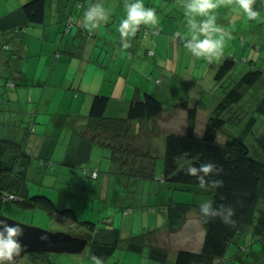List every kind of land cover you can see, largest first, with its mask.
Here are the masks:
<instances>
[{"label":"rangeland","instance_id":"obj_1","mask_svg":"<svg viewBox=\"0 0 264 264\" xmlns=\"http://www.w3.org/2000/svg\"><path fill=\"white\" fill-rule=\"evenodd\" d=\"M27 1L0 0V16L20 7ZM130 2L132 0H127L125 4ZM143 2L146 7H149L150 3L159 7L160 12L157 10L156 13H160L161 15L159 14V16L165 18L164 22L169 23L173 27V30H170L173 31L170 37L162 36V48L156 47L154 39L161 36L163 32L160 35L155 33L151 36L145 35V38H149L148 40L151 41V45H146V39L143 48L154 51L150 55L147 53L145 62H135L133 50H126L124 52V49L120 47L116 53L114 48H109V46L103 47L108 42V39L112 38L111 34L114 33L113 31L110 32L111 34L108 33L107 23L112 22L110 18L107 21H102L104 28L102 32L95 29V35L87 39L86 37L77 39L65 37V42L61 48L60 44L64 35L70 36V33L63 32L62 30L59 33L58 39H54L53 35L51 38L45 35L41 39L38 38L37 32L40 31L42 24L30 23L26 26V31H22L19 35H10L11 39L9 41L15 48L14 50H16L14 52H18L21 55L18 57L19 59L16 58L15 64H27L30 70L28 76L31 77V81L35 82L33 87L34 92H38L39 94L38 97L35 95L36 98L32 99L34 102L33 115L23 117L17 125L23 128L24 133L27 132V128L31 123L33 125L30 129H34L35 125L38 127V130L52 127V131L56 129L58 132L56 135L55 153L49 165L44 166L40 164V155L36 154V156H33L34 162L32 166L38 168V172L46 176L48 184H45V187H43L38 179L27 181L30 191L29 195L40 194L49 196L54 199L56 209H54L53 213H50L48 209L41 206L28 208L16 201L2 199L0 195V213L2 215L28 226H35L50 231L63 230L77 235H85L89 232V227L85 225V221H87L99 228H120L123 233V239H126L129 236L148 232L156 227L155 225L157 224H164L168 216L166 211L163 212V208H161L164 202L167 204L171 201L199 204L203 200L212 201V194L209 188L186 189L182 188L179 184L176 186V183L161 182L157 179L163 172L166 135L174 132L187 133V126L184 123L183 116L185 111L181 109H174L171 112L172 118H159L158 122L151 121L147 123L146 128L144 127L139 134L135 135V137L133 136L136 144L143 145L147 150L151 149L152 154L155 156L154 159L148 158L146 161V165L152 168L154 176L131 178V182H127V184L115 179L111 181L105 180L101 184L100 189L96 185L99 179H94L90 175L94 171L92 169L97 168L100 177L110 173L114 177V173L110 172L108 167L112 151L108 147H104V145L94 143L90 145H94V149H89L90 156H87L84 161L72 165H67L62 161V157H64L68 149L71 150V146L73 145L71 144L72 139L74 136H78L80 128L72 127L73 125H70L68 122L65 124L60 122L57 125L56 120H60L58 116L47 111L54 112L56 108H61V112L66 109L69 111V107L74 108L78 105V102H71L68 96L65 97L63 104H60L61 97L57 89L61 83H67L65 86L69 87V90H76L82 96H91L93 94L94 98V95L103 94V92L100 93L101 90L107 93L108 88L113 89L116 86L114 85L116 83L115 80L118 78L121 80L122 75L123 80L129 77L128 88H132L135 84L140 83L143 95L145 90H156L165 106H168L169 103L175 106L171 100L177 101L189 97L191 102H187V108L194 107L196 103L198 107V120L195 130L198 136H202L204 133L205 123L211 113L208 108L223 97L224 89H227L229 79L235 80L241 73L250 68L261 69L263 75L258 81V85L247 89L248 92L241 101L242 107L246 109L240 107L241 111L247 113L254 112L257 104L263 98L264 19L261 18H264V2L262 0H256L254 5V7L259 9L261 17L256 20L247 19L236 5V0H217L218 7L215 9L216 23L225 32H230L231 38L225 40L222 54L218 58L214 57L209 61L206 58L197 57L198 61L196 63H190L193 60L192 55L184 46V41L188 37V17L183 7L185 0H163L162 3L159 1L158 4L155 3V0H143ZM96 4L99 5V3ZM111 5H114V3L112 2ZM126 15V10L119 12L121 20ZM176 31L179 33L178 35ZM109 40L112 42V39ZM27 42L30 48L26 52ZM21 43L24 44L23 47ZM68 43L72 44L73 52L78 53V56L73 60L71 65H62V61L68 56L64 52ZM73 44L76 46H73ZM2 45L0 43V47ZM230 54H234L237 59L249 58L252 64L238 62L234 70L236 73L234 77L228 76L229 79L225 78L227 79L226 81L222 83L218 82L215 76L220 60ZM124 57L125 60L123 59ZM90 58L92 60L88 70L83 71L82 69H85L86 62ZM166 58L170 59V63L166 62ZM155 62L157 65H155ZM55 63H59V66L57 67L58 64L55 65ZM54 65L57 69L52 73ZM93 65L96 67H92ZM156 70H162L165 75L168 73L174 74L175 80L169 86V89L166 90L167 84L165 80L157 85L161 82V75L156 76L154 74ZM26 71L23 69L24 73ZM83 76L85 79L82 82L80 78ZM184 78L188 82H191L192 85H196L197 88L194 89L192 86L187 87ZM110 80H112L113 85H109ZM74 81L75 83L72 85ZM18 82L20 81L18 80ZM62 86L64 88V84ZM130 92H132L131 89ZM57 96H59L58 102L56 100ZM111 97L114 96L111 95ZM53 107L55 108L54 110ZM82 113L85 114L87 112ZM110 113L111 110L108 111V114ZM80 118L79 122L85 120L83 117ZM256 123L258 125L257 130H260L259 134L262 135L257 139H255V136L259 134L251 135L249 140L247 139V142L254 145L256 149H261L264 143H259L258 141L264 142V114L258 116ZM237 130L231 128L229 133L236 132ZM150 132L153 133L151 134ZM96 133L102 137L100 132ZM131 138L126 139V142L131 141ZM115 142L120 143L121 141L115 139ZM107 149H109V156H104L103 153ZM145 149L142 148L143 151ZM62 165H66V170H63L62 174L57 176V172H59ZM146 165L144 164V166ZM48 185L49 187H46ZM60 189H64L67 192L62 202L56 200L59 195L57 191ZM66 209H72L76 217L73 218L68 215L65 212ZM127 209L133 210L132 214L131 212L130 214L123 212V210ZM193 209L195 210L196 208ZM192 221L189 220V223ZM167 234L169 235V233ZM162 235L158 244L168 248L170 259L167 263L152 259L148 254V245L142 251H131L126 246V240H123L112 254L104 257L102 264H175L176 251L178 249L195 251H199L200 249L197 248L196 239L197 235H201V231L196 224L187 225L184 230L174 232V234L169 236L165 235L163 237ZM193 235H196L195 238H192ZM244 244L249 245L241 253L240 246ZM44 253L46 255L41 257L42 259L38 261V264H95L92 256L88 253V246L82 252ZM21 257L23 256H20L14 262H9V264H32L27 259L19 261ZM25 258H28V256ZM216 264H264V230L258 229L257 232L253 230L248 238H236L230 244L225 257L220 259Z\"/></svg>","mask_w":264,"mask_h":264},{"label":"trees","instance_id":"obj_2","mask_svg":"<svg viewBox=\"0 0 264 264\" xmlns=\"http://www.w3.org/2000/svg\"><path fill=\"white\" fill-rule=\"evenodd\" d=\"M75 6L78 9L85 7L84 0H78ZM46 7L47 0H28L20 7L0 16V43L3 44L0 47V62L10 58L16 65V58L19 59L18 57L21 55L14 52L16 50L9 41L12 34L15 36L26 31V26L30 23L44 24ZM73 13L70 14L72 19L67 18L63 32L70 33L75 26L86 30L85 25L81 26L77 23ZM71 22L72 24L69 25ZM162 32L163 29L157 26L146 29L145 34L149 36ZM192 58L195 60L193 56ZM196 60L198 61L197 58ZM238 62L252 64L249 58L237 59L234 54L224 57L220 60L215 76L218 82L226 81L229 79L228 76L234 77L236 74L234 70ZM16 67L18 69L20 64H17ZM262 75L261 69L250 68L235 80H228V87L224 89L223 97L215 104L207 118L202 136L195 133L198 120L197 106L188 108L187 133L174 132L166 135L163 172L157 179L161 182L176 183V186L179 184L182 188L196 190L200 188L199 181L196 176L188 174L186 170L188 165L199 167L202 163H213L217 169L221 170H214L206 178L212 194V201L217 207L226 205L234 209L232 217L234 223L225 224L219 216L205 219L200 213L199 204L175 201L168 203L167 228L169 232L174 233L182 229L189 212L194 207L199 213L205 230L204 241L199 251L179 249L175 264H216L225 257L230 244L236 238H248L251 231L264 230V144L261 149H256L254 145L247 142L251 135L260 133V130L258 131L254 126L258 116L264 114V96L257 104L255 111L249 112V114L241 111L246 109L242 107L243 104L238 106L248 92L247 89L258 85ZM13 83L15 84V82ZM18 83L20 84V82ZM110 99L107 95L94 96L85 127H82L83 131L81 127L79 129L83 141L86 146L94 143L108 147L112 151L109 161L119 169H115L119 173L128 172L131 178L154 176L152 168L148 165L144 166L142 163L139 164L138 159L143 161L147 157L154 159L155 156L150 151L144 153L136 145L134 137L131 138L130 135L135 131L133 130L134 122H139L140 126H143L144 123L147 124L163 114L165 106L161 96L156 90L147 91L143 98L133 99L128 105L126 114L120 116L106 115ZM185 105H187V101L177 102L175 107ZM229 128L238 130L229 133ZM96 132H100L103 139L98 138L100 135ZM261 135L255 136V139L260 138ZM129 138L131 141L126 142V139ZM115 139H119L121 142L117 143ZM259 143L264 142L259 141ZM0 150L9 156L8 160L0 162V195L2 199H6L5 195L14 194L18 198L11 200L25 207L41 206L53 213L56 205L49 196L40 194L30 196L25 193L28 186L23 168L25 164H19L18 161L24 156L22 155L23 142L8 138L1 139ZM93 170H97V168H93ZM216 180H220L222 183L215 185L213 181ZM65 212L73 218L76 217L72 209H66ZM123 212L127 214L131 211L126 213V210H123ZM85 225L89 227V232L78 236L88 239V253L92 257H99L101 261L107 255L112 254L123 240H126V246L131 251H142L148 245V254L152 259L162 263H167L170 259L168 248L156 243V230L123 239L120 228H99L87 221H85ZM248 245H241L240 252H244Z\"/></svg>","mask_w":264,"mask_h":264},{"label":"crops","instance_id":"obj_3","mask_svg":"<svg viewBox=\"0 0 264 264\" xmlns=\"http://www.w3.org/2000/svg\"><path fill=\"white\" fill-rule=\"evenodd\" d=\"M126 1L127 0H84L85 7L78 9V8H76L77 6H75L76 3L78 2V0H47L46 19H45V23L41 25L40 31L37 32L38 38H41L42 36H45V35L48 38H51V36L53 35L54 39H58L59 33L62 32V30L64 29V27L67 23L66 22L67 18H71L70 14L72 12H74L73 15L76 17L77 23H79L81 26L85 25L84 12L91 5L99 3V5H102L104 7V9L109 13V18L112 21L111 23L110 22L107 23L108 33L112 32V31L114 32L113 34L110 33L112 35V38H109V39H112V42L108 39V42H106V44H104L103 47L109 46V48H114L116 53L120 47H122L124 49V52H126V50H128V51L133 50V54H135V62H145L146 58H147V53L149 54V51H147L148 49L143 48L145 40L147 39L146 45H148V46L151 45V41L148 40L149 38H145L147 36L145 34L146 29L156 28L157 26H161V28L163 29V34H161V36L156 37L154 40L156 43V47L162 48V46H161V43L163 41L162 36L170 37V34L173 32L170 30L173 27H172V25H169V23L164 22L165 21L164 17L159 16V14H160L159 13L160 10L158 9L159 7H157L156 5H151V3H150L149 7H152L156 11L157 10L159 11L158 12L159 14H157L158 19H159L158 24L155 26L145 25V24H141V25L137 26V30H136L135 35H130L129 37H127V39L130 41V46L127 48H124L122 46V43H121V34L119 32V24L121 22L119 12L120 11L124 12L126 10V7H125ZM159 1L162 3L163 0H155V3L158 4ZM112 2L114 3V5H111ZM95 29L100 31V32H102L104 30L102 21H100V23L98 24V26ZM95 29H93V30L86 29L87 30L86 31L82 27H79V26L73 27L71 32H70V36H66L67 34L64 35V37L61 41V44H60V48L63 47V44L65 42L64 41L65 37H68L70 39H74V38L77 39L80 37H82V38L86 37V39H87V38H90V37L95 35V32H94ZM142 31L144 34L142 33ZM157 35H160V34H157ZM149 36H151V35H149ZM72 37H74V38H72ZM71 46H72V44H69V43L66 46V50L64 52H66L68 54V56L62 61V63H61L62 65H67V64L71 65L73 60L78 56V53L73 52V48ZM73 46H76V45L73 44ZM29 48H30V46H29V43L27 42V46L25 48L26 52L29 51ZM121 55H122V53H121ZM191 55L194 58L196 57L193 54H191ZM120 57H122V56H120ZM123 59L125 60V57ZM11 60L12 59H10V58H6V59H4V61L0 62V140L4 139V138H8V139L15 140L17 142H23V154L22 155H24V156L21 157L18 161L20 162L19 164H25L23 166V168L25 169V175H26L27 181L29 182L30 180L38 179L41 182V185L43 187H45V184L46 185L48 184L47 179L45 178L46 176L43 175L42 173H39L38 168H35V166H32V163L34 162L33 156H36V154L40 155V157H39L40 158L39 159L40 164L44 165V166L49 165V162L51 161V158H53L54 153H55V144L57 143L56 135L58 134V132L56 131V129L54 131H52L51 130L52 127H46L42 130H40V129L38 130V127L35 125H34V129H32V128L30 129V127L33 125L32 123L27 128L26 133H24V130L22 127H18L17 124L20 120H22L23 117H29V116L33 115L34 102L32 99L38 97L39 94H38V92H34L33 87L35 85V82L31 81V77L28 76L29 75L28 72H30V70L28 69L27 64H21L20 65L21 69L18 70V69H16L17 65H14ZM91 60H92V58L87 60L85 69H82L83 71L88 70V67L91 64ZM169 60H170L169 58H166V62L170 63ZM193 61L194 60H192L190 63H196L197 62L196 59L194 62ZM55 65H57V67H58L59 63H55ZM55 65L53 67L52 73L57 69V68H55ZM155 65H157L156 62H155ZM92 67H96V66L93 65ZM22 68L27 70V71L24 73ZM120 70H121V68H120ZM154 74L156 76L161 75V77H160L161 82L162 81L164 82V80H165V82L167 84L166 90L169 89V86H171L175 80L174 74L168 73L165 75L162 70L161 71L156 70V71H154ZM80 79L83 82V80L85 78L83 76ZM18 80L20 81V84L18 83ZM184 80L186 82L187 87L192 86L194 89L197 88L196 85H192L191 82H188L186 78H184ZM110 81L111 82L109 83V85H113L112 80H110ZM115 81H116V83H114V85H116V86H114V88L112 87L113 89L108 88L107 93L104 90L100 91V93L103 92V94H101V95H106V94H108L107 96L110 95L109 97L111 99H110L109 105H108L107 110H106V115H109V116L125 115L127 108H128V105L133 99H140V98L144 97L140 83L135 84L134 86H132V88H128L129 77L126 78L125 80H123L122 75H121V80H120V78H118ZM13 82H15V85H12V84H14ZM74 83H75V81L72 83V85H74ZM62 84H64V88H63ZM65 84L67 85V83H61L60 87L57 89L58 90L57 92L59 93V96L61 97L60 104H63L65 97L68 96L69 99L71 100V102L72 101L78 102V105H76L74 108L69 107L68 108L69 111H67V109H66L63 112H61V108H59L60 110L58 108H56V110L54 112H50L49 110H47V111H48V113H54L58 116V118L60 120H56L57 125L60 122L62 124H65L66 122H68L70 125H73L72 127H75V128L81 127V129L83 131L84 128H82V127H85V121L87 120L89 113H90V110H91V105L93 102V94H91V96H88V95L82 96L76 90L75 91L72 89L69 90L70 88L66 87ZM20 86H22V87H20ZM115 88L117 89L116 93H115V91H116ZM130 89L132 92H130ZM72 92H75V93L72 94ZM145 92H147V91L145 90ZM145 92H144V94H145ZM35 95H36V97H35ZM111 95H113L114 97H111ZM59 96H57V98H56L57 102H58ZM129 96L131 99L129 98ZM12 99H15V100H12ZM171 101L174 102V104H176L177 102H184V101H187V102L189 101V103H190L191 99L189 97H187L186 99H183V100L179 99L177 101L176 100H171ZM194 101H195V99H194ZM216 103H217V101L212 106H210L208 108V110L212 111V109L214 108ZM241 103L242 102H240L238 104V106H240ZM51 106H52V104H51ZM194 106H197V103ZM54 109L55 108L53 107V110ZM174 109H181L182 111H185L183 114L184 123H187V114H188L187 105L181 106V107H175L172 105V103H169L168 106H165V110H164L163 114L160 117H158L157 119L153 120V122L154 121L158 122L159 118L160 119H166L167 117L172 118L171 112H173ZM110 110H111V113L108 114V111H110ZM82 112H87V113L84 114ZM37 116H36V118H37ZM80 117L85 118V120L79 122V120H81ZM133 125L135 127L133 129V130H135L134 131L135 133L133 132V134L130 135L131 137L139 134L142 131L141 128L147 127V124H145V123L143 124V126L142 125L140 126L139 122H134ZM254 128L257 129L258 125H255ZM76 131H77V129H76ZM263 132H264V130H263ZM150 133L152 134L153 132H150ZM81 135H80V133H78V136L73 137L72 143H71L73 145L71 146V150L68 149V151L64 154V157H62V161L65 164L72 165V164H76L80 161H84V159L87 156L88 157L90 156L89 149L90 150L94 149V147H95L94 145L93 146H88V145L86 146ZM98 138L103 139V136L102 137L99 136ZM136 145L139 146L141 148V150H142V148H144V149L146 148V147H143V145H138V144H136ZM149 145H147V146L149 147ZM149 151L151 152V149L150 150L145 149L143 152L147 153ZM103 155L109 156L108 149L105 150ZM8 157L9 156L7 154L3 153L0 150V162L8 160ZM148 158H151V157H147L143 161L138 159L139 164L142 163V164L146 165L147 164L146 161ZM151 162H153V161H151ZM65 166L66 165H62L60 167L59 172H57V176L62 174L63 170H66ZM108 167H109L110 172L114 173V177H112V175H113L112 173L106 174V175L100 177V174L98 172V175L96 178L93 177L92 175H90L94 179H99V181L97 182L96 185H97V187H100V189H101V184L103 182H105V180L111 181L112 179H115L116 181H119L121 183L126 182V184H127V182L128 183L131 182V176H130V174H128V172H126V173L117 172L116 170H119V169L117 167H114L111 163L108 165ZM46 187H49V185ZM29 192L30 191H29L28 186H27L25 193L29 194ZM57 192H59V195H58L56 200L59 202H62L63 197H64V195H66L67 192L64 189H60ZM117 195H119V194H117ZM52 200L54 201V199H52ZM187 203H189V202H187ZM162 204H163V206H161V208H163L162 211L163 212L166 211V213L168 215V204L165 202ZM194 208H196V207H194ZM132 212H133V210L131 211V214H132ZM168 219L169 218L167 216L166 222L164 224H160V225L157 224V225H155L156 227L151 229V230H156V243H158L162 234H163L162 235L163 237L165 235L169 236L171 234H174V233L169 232V230L167 228ZM189 220H193V221L191 223H189ZM192 224H196L198 226L199 230L201 231V235H197V239H196L197 240L196 245L198 246L197 248H201L203 241H204V237H205V230H204V227H203V224L201 222V219H200V216H199L197 209H195V210L193 209L189 212L188 218H187L185 224L183 225L182 229H180L179 231L184 230L187 227V225H192ZM167 233H169V235ZM129 235H130V233H129ZM195 236L196 235H193L192 238H195ZM176 252H178V251H176ZM45 255L46 254L44 252L36 253L33 255L25 254L23 257L20 258L19 261H23V259H27V261L32 263V264H38V261L40 259H42L41 257L45 256ZM27 256H28V258H25Z\"/></svg>","mask_w":264,"mask_h":264},{"label":"clouds","instance_id":"obj_4","mask_svg":"<svg viewBox=\"0 0 264 264\" xmlns=\"http://www.w3.org/2000/svg\"><path fill=\"white\" fill-rule=\"evenodd\" d=\"M264 2V0H262ZM256 0H236V5L249 20H256L260 17V11L254 7ZM127 15L119 24L121 43L124 48L130 46L127 39L130 35H135L137 26L157 25L159 22L156 10L146 7L143 0H132L126 4ZM188 17V37L185 40V48L196 57H203L211 61L218 58L223 51L225 40L231 38L230 32L216 23L215 9L218 7L217 0H185L183 5ZM199 18V19H198ZM109 13L102 5L93 4L84 12L85 27L89 30L95 29L100 21H107ZM264 19V18H261ZM187 172L196 176L201 189H207L209 183L207 177L212 172L220 171L213 163H202L199 167L188 165ZM215 185H220L222 181H213ZM199 210L205 218L219 216L225 224L234 223L232 217L234 209L231 206H215L211 200L199 202ZM24 229L19 224L9 222V219L0 218V264H9L15 257L19 256L22 248L20 237ZM48 234L44 233L41 239H47ZM95 264H102L99 257H92Z\"/></svg>","mask_w":264,"mask_h":264},{"label":"water","instance_id":"obj_5","mask_svg":"<svg viewBox=\"0 0 264 264\" xmlns=\"http://www.w3.org/2000/svg\"><path fill=\"white\" fill-rule=\"evenodd\" d=\"M0 218L9 219L10 223L19 224L23 227L24 232L20 237L22 248L19 256L15 257L13 262L20 256L27 253L41 252H82L88 245V239L74 235L70 232L59 230L50 231L35 226H28L21 222L7 218L0 213ZM47 233V239H41L42 234Z\"/></svg>","mask_w":264,"mask_h":264},{"label":"built area","instance_id":"obj_6","mask_svg":"<svg viewBox=\"0 0 264 264\" xmlns=\"http://www.w3.org/2000/svg\"><path fill=\"white\" fill-rule=\"evenodd\" d=\"M70 19H72V18H70ZM71 24H72V22L69 25H71ZM153 53H154V51H149V54H153ZM97 175H98V171L94 170L93 173H92V176L96 178ZM5 198L11 200V199H14V198H18V196H15L14 194H9V195H5ZM127 212H130V210L127 209L126 213Z\"/></svg>","mask_w":264,"mask_h":264}]
</instances>
